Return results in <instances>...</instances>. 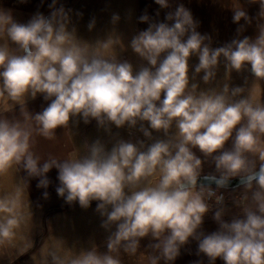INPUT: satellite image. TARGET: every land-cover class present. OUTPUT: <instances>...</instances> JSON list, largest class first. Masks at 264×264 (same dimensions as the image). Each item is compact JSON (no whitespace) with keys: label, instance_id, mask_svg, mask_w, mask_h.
I'll return each mask as SVG.
<instances>
[{"label":"clouds","instance_id":"9594fccd","mask_svg":"<svg viewBox=\"0 0 264 264\" xmlns=\"http://www.w3.org/2000/svg\"><path fill=\"white\" fill-rule=\"evenodd\" d=\"M154 2L161 9L172 7L169 0ZM57 5L51 0L47 16L36 11L25 22L0 7V39L6 40L0 44V102L11 109L37 94L49 101L35 115L23 112V123L0 118V175L22 169L27 178H38L36 187L45 189L48 199L52 182L46 174L56 169L57 196L82 209L97 202L101 227L109 232L105 251L93 246L66 262L50 252L53 264H123L121 253L134 256L146 237L148 264H172L192 241L196 255L203 254L208 264L218 258L223 264H264V103L242 95V86L197 92L189 76L195 56L194 71L203 72L204 83L215 78L221 58L226 69L250 71L264 80V23L254 37L242 35L255 17L237 7L232 16L239 25L236 36L213 47L212 37L197 31L200 22L183 4L163 20L159 11L153 17L145 9L138 21L147 28L132 36L130 47L146 64L134 69L113 54L118 36L95 44L79 39L75 26L70 27L72 9ZM257 15L264 18V0ZM119 19L113 14L111 23ZM95 24L93 17L87 28ZM77 118L85 125L95 120L106 133L112 126L139 123L144 137L152 139L155 130L166 138L147 146L118 139L111 147L96 139L86 145L85 155L41 163L32 150L34 132L53 139L57 128ZM173 125L176 133L169 135ZM209 162L212 170L205 172ZM28 183L25 179L13 194L0 197V246L11 243L23 222L21 197ZM230 188L242 189L232 201L239 213L225 219L221 190ZM210 212L217 227L206 232Z\"/></svg>","mask_w":264,"mask_h":264},{"label":"crops","instance_id":"0c3cea01","mask_svg":"<svg viewBox=\"0 0 264 264\" xmlns=\"http://www.w3.org/2000/svg\"><path fill=\"white\" fill-rule=\"evenodd\" d=\"M69 1L58 0L57 6L60 3L65 6L67 5L66 2L69 3ZM169 2L172 5L170 9H161L159 5L155 4L154 0H75L68 8H71L73 12L80 3L82 4V40L90 44H95L97 40H104L109 36H118L120 38V44L115 46L113 54L121 58L122 56L126 57L127 54L134 53L140 61L141 59L138 54L131 49L130 41L138 30L147 28V24L138 21L139 16L143 14L145 9L153 17L156 11H159V19L163 20L167 11H174L177 4H183L191 10L193 18L200 22L197 31L201 34L207 33L212 37L213 47L223 46V44L230 42L236 36V28L239 25L233 23L232 16L237 7L246 10L250 17H255L252 24L246 26V31L242 35L254 37L257 32V25L264 23V18L257 15L259 12V0H256V3H251L250 0H169ZM50 3L51 0H24L23 3L20 0H0V7L12 9L15 17L21 22H25L36 11H40L47 16L50 11L48 8ZM113 14H118L120 17L116 24L111 23V16ZM93 17L96 20V24L93 29L89 30L87 25ZM244 23L245 21L243 19L239 21V24ZM5 42L6 40L2 44ZM8 43L10 48L15 47L10 42ZM220 62L225 67L223 58H221ZM229 71L227 69V73L229 74V82L227 84L232 85L236 82L238 86H242L245 89L242 95H252L264 103V80L255 79L250 71L241 70L240 72L235 71V73ZM233 75L239 77H232ZM215 78L220 81V79L224 80L225 76L223 73H216ZM48 103L49 101H44L40 94H37L35 99L27 98L23 105H14L11 109L4 102H0V118L19 120L23 123L25 120L23 112L29 113L30 116L35 115L47 107ZM28 123L35 127L34 121L29 120ZM33 140L32 150L36 155L40 156L41 163L49 157L65 159L69 156H75L76 146L70 132V125L57 128L53 139H46L34 132ZM46 175L52 182L46 189L49 193L48 199H44L43 197L45 189L36 187L38 178H27L26 173L22 169L17 170L13 168L7 174L0 175V197L13 194L17 186H23L25 179H29V183L24 188L21 197L24 205L22 208L23 222L20 228L16 230V237L11 243L0 246V264H21L15 261L23 257V255H27L24 258V261L26 259L24 264H53V262L48 263L47 261L35 263L29 262L28 260L29 254L36 250L35 248H31V246L41 233L40 227H42L44 218L46 216H52V214L61 209H68L70 207L64 204L63 199L59 198L55 192V188L59 184L56 178L57 170L52 169ZM96 203L93 201L89 208L84 209L85 212L92 211L98 213L96 211ZM74 204L77 205V208H80L78 203ZM225 204L228 208V215L225 219L239 213L238 208L233 206L232 201L230 203L226 202ZM103 219L104 217H101L98 213L97 221L99 222V231L97 234L93 233L92 237H88V240L90 238L96 239L90 245L89 249L96 246L100 251L106 250V239L109 232L106 230L102 231L104 229L101 227ZM90 221L95 220L92 219ZM203 227L206 232H211L216 229L217 225L212 219V214L205 216ZM65 233L68 238L69 234L67 231ZM63 234L64 232L62 231L61 235L63 236ZM70 237L72 240L74 239L73 235H70ZM29 239L32 240L29 246H27L26 244ZM148 243L149 238L141 239V247L134 256L121 253L123 264H148L147 256L151 252L147 248ZM196 249V242L192 241L181 249V255L172 264H194L198 259H201L203 264H208L207 257H204L203 254L199 257L196 255ZM160 264H163V261ZM215 264H223V261L218 258Z\"/></svg>","mask_w":264,"mask_h":264},{"label":"rangeland","instance_id":"374dc122","mask_svg":"<svg viewBox=\"0 0 264 264\" xmlns=\"http://www.w3.org/2000/svg\"><path fill=\"white\" fill-rule=\"evenodd\" d=\"M75 0H70L65 8L67 9ZM76 12L82 13V4L80 3L77 6V9L74 10L71 14V26H75L76 34L79 39L82 40V18L77 17L75 15ZM5 39H0V44ZM11 44V43H10ZM12 45V44H11ZM119 60H127L129 61L134 69H138L140 66L146 64V61H141L138 59L134 53L127 54L126 57H117ZM190 68H189V76H190V85L192 83L197 84V92L199 91H207V90H222L223 86L229 82V74L227 73V69L223 67V63H219L216 73H223L225 79L217 80L214 78L208 83H204L202 80L203 72L195 73L194 69L196 64H198L197 57H191L190 61ZM229 72L235 73V70H230ZM232 77H239L233 75ZM229 85V84H228ZM237 83L234 82L232 85H229V88L237 87ZM264 90V89H263ZM262 95V94H261ZM263 99H264V91H263ZM77 123H73L70 121V132L75 142V156L85 155L86 154V145L90 144L92 141L96 139H100L104 142L108 147H111L113 143H115L118 139H123L126 141L136 142V141H143L145 146L152 143L155 139H165L164 133L162 131L157 132L155 130L152 131V139L144 137L143 133L139 131V123L134 128H128L127 126L117 129L115 126H112L111 132L106 133L103 128H98L96 121L92 120L88 125H85L82 120L77 118ZM145 123V127H147V123ZM176 133V128L173 127L169 130V135H174ZM231 146V140L226 143V147ZM197 151V155L202 156L201 153ZM205 172L211 171L212 166L211 163L204 164ZM225 196V203L231 202L234 199H238L242 194V189L235 188L233 190H223ZM68 208V207H67ZM239 210V209H238ZM208 214H212L211 212ZM207 215V214H206ZM98 213L96 212H85L84 209L77 208V205L70 206L68 209H61L56 213L52 214V216H46L42 221V227L40 235L36 238L33 242L31 248H35L36 250L29 254L28 260L29 262H40V261H47L48 263L53 262L51 256L49 255L50 252H55L62 260L65 262L78 255L81 251L88 250L90 245L96 239H89L88 237H92V234H97L99 231V222L97 221ZM95 221H90V220ZM102 224V223H101ZM54 230V231H53ZM52 231V232H50ZM62 231L64 232L63 236L61 235ZM67 231L68 238L66 237ZM102 231H105L103 229ZM89 234V236H88ZM73 235L74 239L70 237ZM32 238V237H30ZM27 241V246H29L30 241ZM27 255H23L20 259H18L17 263L24 264V258ZM14 264V263H13Z\"/></svg>","mask_w":264,"mask_h":264},{"label":"water","instance_id":"95a60500","mask_svg":"<svg viewBox=\"0 0 264 264\" xmlns=\"http://www.w3.org/2000/svg\"><path fill=\"white\" fill-rule=\"evenodd\" d=\"M233 186H235V181H233ZM229 190H231V188Z\"/></svg>","mask_w":264,"mask_h":264},{"label":"built area","instance_id":"2783aa9c","mask_svg":"<svg viewBox=\"0 0 264 264\" xmlns=\"http://www.w3.org/2000/svg\"><path fill=\"white\" fill-rule=\"evenodd\" d=\"M223 192V190H221ZM223 195H224V192H223Z\"/></svg>","mask_w":264,"mask_h":264}]
</instances>
